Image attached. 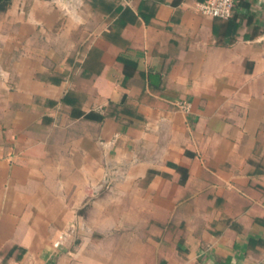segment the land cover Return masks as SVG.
Wrapping results in <instances>:
<instances>
[{"label":"crops","instance_id":"1","mask_svg":"<svg viewBox=\"0 0 264 264\" xmlns=\"http://www.w3.org/2000/svg\"><path fill=\"white\" fill-rule=\"evenodd\" d=\"M200 1L0 8V264H264V0Z\"/></svg>","mask_w":264,"mask_h":264},{"label":"built area","instance_id":"2","mask_svg":"<svg viewBox=\"0 0 264 264\" xmlns=\"http://www.w3.org/2000/svg\"><path fill=\"white\" fill-rule=\"evenodd\" d=\"M196 7L199 12L205 15L228 19L233 12L234 0H202L196 3ZM176 105L184 111L189 110V104L185 101H177ZM107 181V177H105L104 182L106 184Z\"/></svg>","mask_w":264,"mask_h":264},{"label":"trees","instance_id":"3","mask_svg":"<svg viewBox=\"0 0 264 264\" xmlns=\"http://www.w3.org/2000/svg\"><path fill=\"white\" fill-rule=\"evenodd\" d=\"M9 2L10 0H0V8H4Z\"/></svg>","mask_w":264,"mask_h":264},{"label":"rangeland","instance_id":"4","mask_svg":"<svg viewBox=\"0 0 264 264\" xmlns=\"http://www.w3.org/2000/svg\"><path fill=\"white\" fill-rule=\"evenodd\" d=\"M36 43L38 44L39 47H43V44H42V42H41L40 40H37ZM105 184H106V183H105ZM102 185H103V184H102Z\"/></svg>","mask_w":264,"mask_h":264}]
</instances>
